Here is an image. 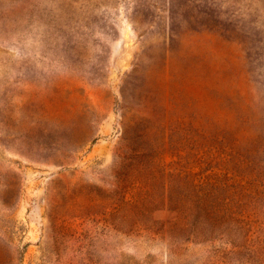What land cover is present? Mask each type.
<instances>
[{"label": "rangeland", "instance_id": "obj_1", "mask_svg": "<svg viewBox=\"0 0 264 264\" xmlns=\"http://www.w3.org/2000/svg\"><path fill=\"white\" fill-rule=\"evenodd\" d=\"M0 264H264V0H0Z\"/></svg>", "mask_w": 264, "mask_h": 264}]
</instances>
